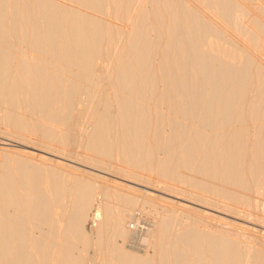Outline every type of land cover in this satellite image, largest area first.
<instances>
[{
  "label": "bare ground",
  "instance_id": "6f19581e",
  "mask_svg": "<svg viewBox=\"0 0 264 264\" xmlns=\"http://www.w3.org/2000/svg\"><path fill=\"white\" fill-rule=\"evenodd\" d=\"M259 119L264 0H0V264H264Z\"/></svg>",
  "mask_w": 264,
  "mask_h": 264
},
{
  "label": "rangeland",
  "instance_id": "374dc122",
  "mask_svg": "<svg viewBox=\"0 0 264 264\" xmlns=\"http://www.w3.org/2000/svg\"><path fill=\"white\" fill-rule=\"evenodd\" d=\"M255 12V11H254ZM256 13V12H255ZM257 14V13H256ZM257 15H259V14H257ZM260 16V15H259ZM243 21L245 20V19H242ZM258 123H264V119L262 120V119H259L258 121H257V124ZM6 143V142H5ZM264 195V194H263ZM262 195V199L264 200V196ZM261 199V200H262ZM261 200H260V202H261ZM263 200H262V203H263ZM264 206H262V204H261V206H260V208L258 209V210H261L262 208H263ZM147 209H149V208H147ZM147 209H143V208H137V210H135V212H134V220H129L130 222H132V223H130L129 224V228L132 230V227H135L136 225H138L139 223H141V222H143L144 220H145V218L147 217V215L145 216V212H146V210ZM256 210H252V213H254ZM244 214V215H243ZM241 215V216H240ZM244 216V217H243ZM241 217V218H240ZM251 218H252V220H251ZM238 219V220H237ZM229 220H231V221H235V222H237V223H239V224H243L244 226L246 225V226H248V227H250V228H253V229H260V230H264V228H262L261 229V226H263V224H261V223H259L258 221H256L255 219H254V217H249V216H247L244 212H241L240 214H239V216H238V218H236V219H230L229 218ZM254 221H256V222H254ZM254 222V223H253ZM257 224V225H256ZM260 224V225H259ZM259 225V226H258ZM252 229V230H253ZM134 230V229H133ZM252 230L250 229V231L252 232ZM253 232H254V230H253ZM257 233L256 232H254L253 233V235H255L254 236V238H258L259 237V235L257 236L256 235ZM88 264H90V262L88 263Z\"/></svg>",
  "mask_w": 264,
  "mask_h": 264
},
{
  "label": "built area",
  "instance_id": "2783aa9c",
  "mask_svg": "<svg viewBox=\"0 0 264 264\" xmlns=\"http://www.w3.org/2000/svg\"><path fill=\"white\" fill-rule=\"evenodd\" d=\"M263 205H264V200H263Z\"/></svg>",
  "mask_w": 264,
  "mask_h": 264
}]
</instances>
